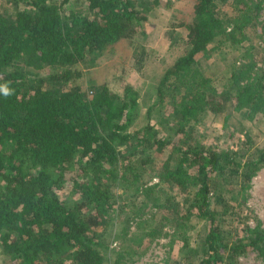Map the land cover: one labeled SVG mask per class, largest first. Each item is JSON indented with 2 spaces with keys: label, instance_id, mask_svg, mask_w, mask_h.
I'll return each instance as SVG.
<instances>
[{
  "label": "trees",
  "instance_id": "16d2710c",
  "mask_svg": "<svg viewBox=\"0 0 264 264\" xmlns=\"http://www.w3.org/2000/svg\"><path fill=\"white\" fill-rule=\"evenodd\" d=\"M77 1L85 3L87 13L73 7ZM149 1L0 0V88L9 90L8 95L0 91V246L12 264H104L103 236L113 208L110 186L135 184L141 171L132 159L146 158L153 147L168 149L174 158L159 180L182 191L185 199L181 206L175 201L163 208L155 194L171 196L155 185L146 186L142 195L172 216V237L183 247L188 246L189 220H203L195 264H231L249 252L264 257V228L247 225L240 235L225 223L264 167V146L250 160H236L228 150H206L196 128L207 112H222L227 99L250 121L264 116V69L255 77L251 66L232 68L219 87L197 66L199 54L248 39L253 8H261L260 3L195 0L193 19L186 24L188 49L158 83L157 101L172 80L171 90L181 89L171 113L172 136L160 135L150 120L129 130L139 98L129 83L121 94L105 85H92L90 94L76 86L45 88L20 66L30 61L59 69L92 62L109 46L135 38ZM222 8H232L231 15ZM110 264L139 263L122 246L113 251Z\"/></svg>",
  "mask_w": 264,
  "mask_h": 264
},
{
  "label": "rangeland",
  "instance_id": "374dc122",
  "mask_svg": "<svg viewBox=\"0 0 264 264\" xmlns=\"http://www.w3.org/2000/svg\"><path fill=\"white\" fill-rule=\"evenodd\" d=\"M194 2L150 0L147 19L135 38L130 42L120 40L109 46L96 55L92 62L59 69L48 65L38 67L30 61L19 64L30 73L35 84L45 88L67 90L76 86L89 92L92 85H105L111 92L121 94L124 84L129 83L139 92L138 113L129 130L140 129L150 120L160 135L172 136L171 113L173 107L177 106L181 89L171 90L175 84V80H172L161 89L162 96L157 101L158 83L165 70L188 49L186 24L193 19ZM254 2L260 3L261 8H253L256 17L252 21L254 24L247 27L248 39L237 45L226 42L219 49L211 48L197 56L199 70L210 76L219 87L228 79L232 68L251 66L248 68H251L250 73L255 77L264 69V33L261 32L264 0ZM84 4L77 1L73 7L87 13ZM222 10L231 15L232 8ZM196 128L198 140L206 150H228L236 160H250L264 146V116L257 115L250 121L245 118L243 111L233 110L229 99L225 100L222 112H207L203 124ZM146 153V158L139 154L132 159L138 166L137 170L140 168L141 171L140 179L135 184L129 185L127 189L116 184L110 186L113 208L103 236L104 264H110L113 251L122 246L132 250L134 261L139 264H195V251L205 223L195 217L189 220L185 228L189 236L188 246L183 247L181 239L172 237V216L169 217L166 211L145 198L142 190L151 185L167 188L172 199L156 193L159 199L157 204H163V208H166L179 201L176 206H181L185 199L184 193L167 187L159 180L163 166L174 163V158L168 149L160 151L153 147ZM77 169L78 163L71 170L75 172ZM72 171L68 170L67 173L71 174ZM235 182L236 179L232 184ZM246 192L247 198L240 207L237 206L239 209L236 214L225 219L226 226L232 230L238 228L240 235L245 234L243 228L247 225L264 228V167L252 177ZM71 193L68 196L76 197V194ZM166 199L169 201L165 203ZM238 200L240 202L241 197ZM11 258L0 246V264H12ZM231 264H264V257L249 252Z\"/></svg>",
  "mask_w": 264,
  "mask_h": 264
},
{
  "label": "clouds",
  "instance_id": "9594fccd",
  "mask_svg": "<svg viewBox=\"0 0 264 264\" xmlns=\"http://www.w3.org/2000/svg\"><path fill=\"white\" fill-rule=\"evenodd\" d=\"M0 91H2L3 95H8L9 94V90H8L7 87L0 88Z\"/></svg>",
  "mask_w": 264,
  "mask_h": 264
}]
</instances>
